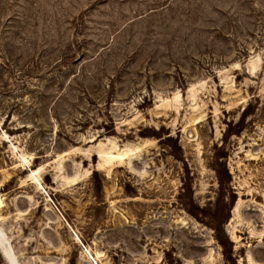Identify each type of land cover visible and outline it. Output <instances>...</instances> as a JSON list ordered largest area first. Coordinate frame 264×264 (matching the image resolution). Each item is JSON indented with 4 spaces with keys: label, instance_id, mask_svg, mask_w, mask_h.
<instances>
[{
    "label": "rangeland",
    "instance_id": "obj_1",
    "mask_svg": "<svg viewBox=\"0 0 264 264\" xmlns=\"http://www.w3.org/2000/svg\"><path fill=\"white\" fill-rule=\"evenodd\" d=\"M0 224L19 264H264V0H0Z\"/></svg>",
    "mask_w": 264,
    "mask_h": 264
},
{
    "label": "bare ground",
    "instance_id": "obj_2",
    "mask_svg": "<svg viewBox=\"0 0 264 264\" xmlns=\"http://www.w3.org/2000/svg\"><path fill=\"white\" fill-rule=\"evenodd\" d=\"M8 242V243H7ZM10 244V245H7ZM10 246L11 242H10V237L7 234V232L5 231V229L3 228V226L0 224V253H2L4 259L7 261V263L9 264V262L11 264H16V262L18 261L16 258V255L14 253V250L12 253H10ZM13 249V248H12ZM17 260V261H16Z\"/></svg>",
    "mask_w": 264,
    "mask_h": 264
},
{
    "label": "water",
    "instance_id": "obj_3",
    "mask_svg": "<svg viewBox=\"0 0 264 264\" xmlns=\"http://www.w3.org/2000/svg\"><path fill=\"white\" fill-rule=\"evenodd\" d=\"M7 243H8V242H7ZM8 245H10V244H8ZM0 248H1V247H0ZM9 249H10V251H9V252H10V253H12V252H13V249H12V247H11V246H10V248H9ZM16 259H17V258H16ZM16 261H17V260H16ZM9 264H11V263L9 262ZM16 264H19V262L17 261V262H16Z\"/></svg>",
    "mask_w": 264,
    "mask_h": 264
}]
</instances>
